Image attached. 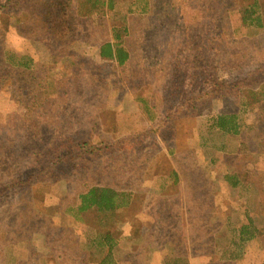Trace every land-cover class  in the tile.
<instances>
[{
  "label": "rangeland",
  "instance_id": "1",
  "mask_svg": "<svg viewBox=\"0 0 264 264\" xmlns=\"http://www.w3.org/2000/svg\"><path fill=\"white\" fill-rule=\"evenodd\" d=\"M112 1L105 13L79 17L64 42L29 35L0 11V53L32 63L21 78L0 62V182L12 186L0 197V264H98L107 247L95 239L107 234L115 264H264V100L246 107L231 89L212 93L245 74L256 73L248 87L264 80V0H137L149 3L143 14L129 13L136 0ZM122 24L131 59L100 62L99 45ZM59 88L72 94L73 124H98L86 117L98 104L120 112L116 122L101 118V137L81 158L27 142L34 113L25 106L39 98L61 113ZM40 89L44 96H32ZM185 95L197 100L188 117L175 110ZM44 114L40 127L49 129ZM221 115L235 116L236 134L212 125ZM134 125L150 135L145 142L119 133ZM172 169L184 176L169 184ZM93 188L130 196L118 199L119 213L78 218L69 209ZM246 224L260 237L239 241Z\"/></svg>",
  "mask_w": 264,
  "mask_h": 264
},
{
  "label": "trees",
  "instance_id": "2",
  "mask_svg": "<svg viewBox=\"0 0 264 264\" xmlns=\"http://www.w3.org/2000/svg\"><path fill=\"white\" fill-rule=\"evenodd\" d=\"M112 4V0H0V11H6L11 13L13 17L16 18V22L18 23V28L20 30H23L25 26H28L30 31L29 35H38L41 40L45 41L64 42V40L68 38L69 35H72L74 33L75 22L79 17L83 18L96 12L105 13L106 9H112ZM148 7L149 3H147V1H142L139 2V4L134 7V9L131 6V8L129 9V13H147L149 12ZM26 19H28L30 23H26ZM250 19V13L248 11H244L242 21L245 22ZM255 23L258 24L257 26H261L258 17L255 18ZM26 30H28L27 27ZM129 33L130 30L127 26H125V24L112 28L111 39L103 41L98 47L99 61L105 64H110L118 67L125 66L126 63L129 62V60L131 59L130 50L125 45V42H127L126 38L128 37ZM122 36L126 37L125 40L122 39ZM1 53L0 62L7 65V68L20 71L21 78H24L29 75V72L27 71L32 63L28 61V58L22 56L19 59L14 55L7 54L6 52H3L2 55ZM255 74L256 73H250V75L245 74L241 79L235 80L232 84L228 86L220 82L216 83L214 85L212 93H214L215 95L217 94V96H220L221 92L225 90L230 91L231 89V91H235L233 97L237 102H239V104L246 107H249L253 104H257L264 100V80H262L258 84V86L254 88L245 85L248 80H252L251 76ZM245 78H247V80ZM250 85L252 84L250 83ZM30 91L34 93L32 94V96L34 97L44 96L46 94V91L41 89L39 91ZM53 92L54 95L56 97H60V100L64 103L59 105L61 108H63L61 110V113L57 111V105H44V101L42 100L41 102L39 98L38 102L34 99L32 100V103H28L25 106V108H28L29 111L34 113V122L31 123V125L29 126L33 133V139H28L27 142L40 145H55L57 151H63V149L65 148V150H68V152L63 153L65 154V157L68 158V160H71L70 157L76 156L81 158V156H84L92 151L91 147L88 145L97 142V138L101 137L99 134L102 133L99 130V128L101 129L102 127L101 124L99 125V127H96L99 122H101V118L104 120H111L112 122H116V118L120 114V112H117L119 114L112 113L110 109H106L103 105L100 107V104H98L95 105L96 109L88 110V113H86V117L88 119H93L97 121L98 124H73L71 123V121L75 120L76 117L78 118V115L75 116V114H73L74 109L66 103L67 96H71L72 94L67 93L70 91L65 88L53 89ZM201 94L197 95L196 97L200 96ZM203 96L204 95H201L200 97ZM196 97H189V95L183 96L181 103L176 107L175 110H184L185 117H188V114L194 111L196 101L202 100L199 97L196 100ZM42 106L46 107L44 111V113H47L46 119H51V123L53 124L52 127L49 129L40 127V122L42 121L40 119L42 118V116L44 117L45 115L44 113L42 114V116L40 115V108H42ZM53 107L54 109H51ZM64 119L68 120L69 123L65 124ZM212 125H214V127H216L217 129L223 131L224 133H237L235 116L233 115L218 116L214 119ZM135 126L136 125L132 126L134 127V130L131 132L130 130L127 131L126 129L121 127L119 133H126V135L124 136L125 138L129 137L131 139V137H133L134 139L139 140V142L141 143L145 142L144 139H146L150 135H148V132L145 129H139ZM161 129V126L157 127V137H155L160 138L163 143H166L168 139L165 135L162 134ZM81 136L85 138L77 139V137ZM172 139L173 136L172 133H170V141ZM1 148L4 149V147L2 146ZM60 158L62 157L59 156L58 159ZM178 171L183 177V171L179 169ZM1 182L0 197L5 195L8 189L12 187L8 186L7 182H4L3 184H1ZM238 185L239 181L235 179L232 183V186ZM129 196V194H124L123 192L116 193L106 188H93L83 193H80L77 196L76 207L71 208L69 210L70 212L75 211V213L80 214L78 218H80L82 214L87 213L91 210H105L112 211L114 213H119L121 203L118 201V199H128ZM134 196L135 195H133L132 197ZM10 198L11 197H5L4 199L8 201ZM124 223L125 220L118 222V224L121 225H123ZM260 232L261 231L257 228L256 230L249 228L247 224L242 225L238 232V239L239 241L247 242L254 238L260 237ZM95 244L98 245L100 249L101 247H107L104 257H102L98 264H115L111 258V249L115 245V241L110 238L109 234L104 236H97V238L95 239ZM196 256L199 257L200 255Z\"/></svg>",
  "mask_w": 264,
  "mask_h": 264
},
{
  "label": "crops",
  "instance_id": "3",
  "mask_svg": "<svg viewBox=\"0 0 264 264\" xmlns=\"http://www.w3.org/2000/svg\"><path fill=\"white\" fill-rule=\"evenodd\" d=\"M134 108V107H133ZM168 176L170 175V176H173L174 178H170V177H168V178H170V179H172L173 181H171V180H169V184L172 182H176V181H180L181 180V178H180V173H179V171L177 170V169H172L171 171H170V173H168L167 174ZM160 196H162V195H160ZM158 198H160L159 196H158Z\"/></svg>",
  "mask_w": 264,
  "mask_h": 264
}]
</instances>
